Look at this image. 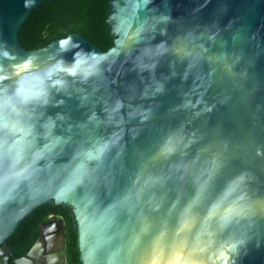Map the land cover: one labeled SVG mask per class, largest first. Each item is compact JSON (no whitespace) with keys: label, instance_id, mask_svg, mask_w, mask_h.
Listing matches in <instances>:
<instances>
[{"label":"water","instance_id":"95a60500","mask_svg":"<svg viewBox=\"0 0 264 264\" xmlns=\"http://www.w3.org/2000/svg\"><path fill=\"white\" fill-rule=\"evenodd\" d=\"M53 1L0 0V99L28 131L0 264H54L47 226L67 264L64 218L12 241L51 204L72 208L82 264H264V0H110L108 51L25 49Z\"/></svg>","mask_w":264,"mask_h":264},{"label":"trees","instance_id":"16d2710c","mask_svg":"<svg viewBox=\"0 0 264 264\" xmlns=\"http://www.w3.org/2000/svg\"><path fill=\"white\" fill-rule=\"evenodd\" d=\"M109 3L110 0H54L43 4L23 25L19 39L24 48L31 51L47 47L71 34H79L103 51H108L114 45L107 22ZM47 207L51 205L40 207L23 222L18 231L20 239H24L28 232L38 229L53 214L54 210L46 209ZM44 209L49 211L44 212ZM63 211L58 209L54 213L66 221L68 264H82L73 210Z\"/></svg>","mask_w":264,"mask_h":264},{"label":"clouds","instance_id":"9594fccd","mask_svg":"<svg viewBox=\"0 0 264 264\" xmlns=\"http://www.w3.org/2000/svg\"><path fill=\"white\" fill-rule=\"evenodd\" d=\"M71 43V37L66 40L61 41V49L67 50V46ZM91 56L92 54L82 53L77 54L76 63L67 69L69 75H78L77 66L83 61L79 57ZM60 70H65L63 67V62L58 65ZM19 102L23 103L24 98L19 97ZM9 108V102L7 99H0V134L19 133L21 138L10 141L8 137L0 139V194L9 192L10 183H19L23 179H26V168H22L21 164L24 160V154L26 152L27 144L26 137L28 131L26 128H22L19 123L15 127H12L8 120L11 118L7 115V110ZM18 113H12V117L17 116Z\"/></svg>","mask_w":264,"mask_h":264},{"label":"crops","instance_id":"0c3cea01","mask_svg":"<svg viewBox=\"0 0 264 264\" xmlns=\"http://www.w3.org/2000/svg\"><path fill=\"white\" fill-rule=\"evenodd\" d=\"M59 217L62 218L60 215H59ZM45 230L48 233H50V237H49L50 242L47 243L46 246L43 247V249H41V251L43 253L48 252V254L52 258L51 260L54 264H61L62 263V257H63V247H64L63 239L60 235L57 234L56 227L47 226V227H45ZM30 243H32V241ZM66 243H67V238H66ZM66 252H67V249H66ZM67 264H68V261H67Z\"/></svg>","mask_w":264,"mask_h":264},{"label":"flooded vegetation","instance_id":"af4514ba","mask_svg":"<svg viewBox=\"0 0 264 264\" xmlns=\"http://www.w3.org/2000/svg\"><path fill=\"white\" fill-rule=\"evenodd\" d=\"M55 207H58V208L55 209ZM46 209L54 210V212H55V211H57L58 209H60V211H63L64 209L68 210V209H71V208H70V206H67V205L55 206V205L51 204V207H47ZM46 209H44L43 211H44V212L49 211V210H46ZM66 210H64V211H66ZM64 211H63V212H64ZM54 212H53V214H50V215L47 217V219H46L44 222H42L41 224H43V223H45V222H49V221H51V220H52L53 218H55V217L60 218L59 215L56 214V213H54ZM66 226H67V225H66ZM66 228H67V227H66ZM33 231H34V230H33ZM33 231H32V232H33ZM66 232H67V230H66ZM30 233H31V231L28 232L27 235H29ZM27 235H26V236H27ZM18 240H21V239H20V236H19V232H18L14 237H12V241H13V242L18 241Z\"/></svg>","mask_w":264,"mask_h":264}]
</instances>
